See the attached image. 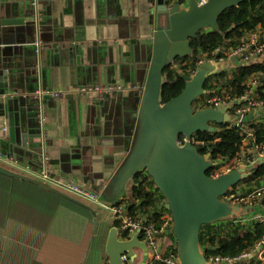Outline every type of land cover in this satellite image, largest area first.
<instances>
[{
	"label": "crops",
	"instance_id": "crops-1",
	"mask_svg": "<svg viewBox=\"0 0 264 264\" xmlns=\"http://www.w3.org/2000/svg\"><path fill=\"white\" fill-rule=\"evenodd\" d=\"M149 2L39 0L42 25L38 27L2 23L27 17L33 11L29 0H0V58L15 59L16 51L24 46L29 55H41L33 69L25 65L30 57L21 53L19 75H15L20 76L24 89L18 94L26 98L27 90H35V95L40 96L37 99L34 95L36 108L27 111V116L35 120L28 128L30 138L25 145L29 149L25 156H18L13 151L17 144L0 142L1 165L36 179L46 165L51 175L68 182L99 192L106 187L125 156L126 138L136 115L140 71L147 66L154 32L150 19L153 7ZM213 64L218 73L232 74L240 66L264 65V54L247 64L239 58ZM26 71L35 72L33 81L26 79ZM117 83L128 89L76 92L80 87ZM258 85V75L247 81L248 91L254 92ZM59 90L66 93L53 95ZM263 120L264 108L253 109L245 117L251 126ZM248 141L252 144L253 138L244 139V150ZM155 188L149 186L147 191L158 198L161 214L165 200ZM1 190L4 192L0 193V205L16 208L27 220H16L13 212L0 215V264H109V232L112 228L122 229L109 212L88 202L77 204L33 183L16 189L0 185ZM8 190L15 191L12 197ZM140 202L137 200V204ZM134 211L147 219L140 210ZM254 211L264 214V205ZM120 238L126 239L123 233ZM160 246L164 252L176 249L171 229L160 235ZM134 252L137 257L133 261L130 258L131 264H163L153 262L151 254L146 262L145 253L139 248ZM255 258L258 264H264V255Z\"/></svg>",
	"mask_w": 264,
	"mask_h": 264
},
{
	"label": "water",
	"instance_id": "water-1",
	"mask_svg": "<svg viewBox=\"0 0 264 264\" xmlns=\"http://www.w3.org/2000/svg\"><path fill=\"white\" fill-rule=\"evenodd\" d=\"M38 1L29 0L33 11L31 15L3 20L2 23L40 27L42 23L39 22ZM244 1L205 0L201 4L199 0H188L186 4H181L179 0H150L153 7L150 19L154 32L147 66L140 71L141 87L133 127L126 138L125 156L106 187L99 193L101 202L115 206L125 196H132L137 174L147 173L165 197V209L173 218L171 233L176 239L177 264H212L200 242L202 227L248 213L240 206L224 201L222 197L251 173L239 168L212 178L208 174L214 165L210 153L202 154L190 141L183 146L178 144L180 136L191 139L198 132L213 133L216 124L232 120L228 107L198 109L194 106L195 101L207 93V79L218 73L216 65L209 61L202 62L193 76H184L186 85L181 94L166 103L162 96L166 81L164 70L178 58L193 53L191 40L197 38L199 31H219V17ZM29 52L27 46H24L16 51L15 59L7 56L0 58V142L17 144L13 151L18 156H25V151L29 149L25 145L27 138H30L28 128L35 120L27 116V111L36 108V101L40 97L35 95V90H27L26 98L18 94L19 90H24L20 76L15 77L19 75L21 65L18 58L21 53L26 58L30 57L25 63L28 68L35 69L41 60L39 53L32 56ZM26 73V79L33 81L35 72ZM34 95L37 99L33 98ZM0 174L42 186L72 202L85 205L86 201L76 196L1 164ZM91 205L109 212L97 204ZM140 231L121 240L120 234L125 233L124 229L110 230L106 243L109 264H125L122 259L125 254L132 261L135 260V248L143 250L147 262L148 247L141 240Z\"/></svg>",
	"mask_w": 264,
	"mask_h": 264
},
{
	"label": "trees",
	"instance_id": "trees-1",
	"mask_svg": "<svg viewBox=\"0 0 264 264\" xmlns=\"http://www.w3.org/2000/svg\"><path fill=\"white\" fill-rule=\"evenodd\" d=\"M219 31L201 30L197 34V38L191 40V48L193 53L184 58H178L175 62L167 66L164 70L166 78L163 87V102H169L172 98L177 97L185 88L186 82L184 76H192L201 61L219 60L224 57V52L230 48H236L243 41L247 40L253 32L264 33V0H245L240 6L233 7L225 11L219 17ZM222 49L223 53L213 56L212 52L216 49ZM258 75L260 81L259 87L254 91L255 98L264 100V65L252 64L250 66H240L236 72L229 73L227 71L220 72L207 79L205 89L207 93L195 101L194 106H199L206 98L218 94H229L231 97H241L249 87L247 81L253 76ZM216 131L198 132L194 134L200 140H204L206 146H197L202 154L210 152L213 157L222 156L224 159H232L240 154L243 141L246 138L237 127L231 126L230 122L225 124H216ZM253 133V142L257 144L264 143V120L251 126ZM252 174L240 182V186L245 191H250L257 186L264 185V162H258L257 166L252 168ZM27 185L30 183L19 179L10 178L0 174V185L2 188H17L19 185ZM149 186H155L151 177L147 173H139L135 177V187L132 196L121 200L117 205L125 204L129 215L137 216L134 210H140L147 217L146 223L155 222L160 225V216L166 209H162L160 214L157 207L158 198L155 194L148 192ZM234 187H237L234 186ZM161 199L165 197L156 187ZM10 197L15 191L8 190ZM4 191H0L3 193ZM242 192H244L242 190ZM141 200L137 204V200ZM264 205V200H263ZM16 220H27L23 217L21 211L12 207H2L0 205L1 214H11ZM170 213V212H168ZM141 214V213H140ZM142 215V214H141ZM238 219L218 222L212 225L202 227L200 234V242L204 248L206 255L209 253H219L227 256H238L244 251L255 248L256 244L264 239V224L252 222L248 226L236 223ZM127 236V233H124ZM214 248V249H213ZM175 253L177 250L173 249ZM252 264H256L252 260Z\"/></svg>",
	"mask_w": 264,
	"mask_h": 264
},
{
	"label": "built area",
	"instance_id": "built-area-1",
	"mask_svg": "<svg viewBox=\"0 0 264 264\" xmlns=\"http://www.w3.org/2000/svg\"><path fill=\"white\" fill-rule=\"evenodd\" d=\"M32 1L36 2L37 0ZM179 1L181 2V4H186L188 0ZM199 2L203 4L205 0H199ZM219 53H223L222 49L220 48L212 52L213 56H217V54ZM261 54H264V33L253 32L249 35L247 40L243 41L239 46H237L236 48H230L228 51L224 52V57L219 61H224L228 58H239L240 60H242V62L247 64L252 62V60L260 56ZM205 61H209L211 63L216 62V60ZM202 62L204 61H201L200 64ZM126 89H128L127 86L121 83H117L106 86L80 87L76 90V92H78L79 94H93L100 92L112 93L114 91L119 92ZM65 93V91L59 90L57 92H53V95ZM208 107L216 109L228 107L229 113L232 116V120L230 121L231 126L237 127L242 134H245L246 137L248 136L253 138L254 135L250 129L251 125H248L245 122V117L247 113L252 111L253 109L264 108V100L255 98L253 91H247L241 97H231L229 94H215L206 98L203 103H200L198 108L202 109ZM189 141L195 146H206V142L204 140H200L197 136L194 135L191 137V139H188L186 136H180L178 144L180 146H183ZM250 146V153L245 154L244 147H242L240 154L228 160L224 159L222 156L213 157L212 154L208 152L211 155L210 159L214 163L213 167L208 172L209 176L212 178H218L223 176L224 174L231 172L234 169L239 168H244L247 172L252 174V168L257 166L258 162H264V143L257 144L256 142H253ZM38 178L67 194L76 196L83 201L91 202L106 208L113 214L116 221L119 222L121 228L124 229V232L127 233L126 238H130L132 235L138 232V230H141L140 236L146 243L153 262H161L163 264H177V253H175V251L172 249L164 252L160 246V235L163 234L165 230L171 229L173 224V218L170 213L164 212L162 214L161 223L159 226H157L153 221L145 224V219L138 216L129 215L125 204L115 206L105 204L99 200V191L86 188L83 185L68 182L59 176H53L48 172L46 165L40 170ZM239 184H237V187H231L226 195L222 197V199L224 201H230L233 205L240 206L241 208L247 210L248 213L232 219H238L236 223L245 226H248L252 222H259L264 224L263 215L252 213V211L250 213L251 209L254 210L257 206L263 204L262 202L264 200V185L253 188L250 191L241 192ZM260 255H264V239L258 242L255 248L249 251H244L238 256L233 257L211 252L208 254V256L206 255V257L212 264H242L245 261H248L249 264H252V260H255V263L258 264L255 257ZM122 259L125 264H131L129 255H123Z\"/></svg>",
	"mask_w": 264,
	"mask_h": 264
},
{
	"label": "rangeland",
	"instance_id": "rangeland-1",
	"mask_svg": "<svg viewBox=\"0 0 264 264\" xmlns=\"http://www.w3.org/2000/svg\"><path fill=\"white\" fill-rule=\"evenodd\" d=\"M199 106H197V104H196V106H195V108H198ZM199 109V108H198ZM248 144H247V146L245 147V150H244V152H245V154H248V152H249V150H250V145H251V143H250V141H248L247 142ZM240 187V191L242 192V190L243 191H245V189H243V187H248V188H250V186H243V185H241V186H239ZM257 187H260V186H257ZM252 188H254V187H252ZM251 190V189H250ZM251 211H252V213H257V214H260V215H263L264 216V214L263 213H261V212H255L254 210H250V213H251ZM251 217H253V216H251ZM248 222H252V221H248Z\"/></svg>",
	"mask_w": 264,
	"mask_h": 264
},
{
	"label": "flooded vegetation",
	"instance_id": "flooded-vegetation-1",
	"mask_svg": "<svg viewBox=\"0 0 264 264\" xmlns=\"http://www.w3.org/2000/svg\"><path fill=\"white\" fill-rule=\"evenodd\" d=\"M218 74V73H217ZM216 75V74H215ZM214 76V75H213ZM195 104V103H194Z\"/></svg>",
	"mask_w": 264,
	"mask_h": 264
}]
</instances>
